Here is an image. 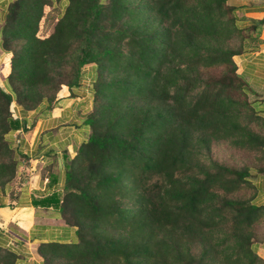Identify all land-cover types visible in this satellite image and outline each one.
I'll use <instances>...</instances> for the list:
<instances>
[{
    "label": "trees",
    "instance_id": "obj_1",
    "mask_svg": "<svg viewBox=\"0 0 264 264\" xmlns=\"http://www.w3.org/2000/svg\"><path fill=\"white\" fill-rule=\"evenodd\" d=\"M5 1L0 191L10 206L31 159L18 133L52 111L63 87L74 96L84 67H95L87 133L64 155L62 186L31 195L74 230L70 242L37 245L42 264H264V205L254 203L264 117L234 62L264 18L243 26L229 0ZM61 1L40 37L44 8ZM215 145L244 158L220 162ZM21 258L0 246V264Z\"/></svg>",
    "mask_w": 264,
    "mask_h": 264
},
{
    "label": "crops",
    "instance_id": "obj_2",
    "mask_svg": "<svg viewBox=\"0 0 264 264\" xmlns=\"http://www.w3.org/2000/svg\"><path fill=\"white\" fill-rule=\"evenodd\" d=\"M6 3L0 0V23L4 19ZM229 4L234 7L237 17L243 20V26H247L250 20L264 18V0H229ZM256 35V40L243 54L235 56L234 62L237 73L252 91V106L264 117V24ZM9 61L10 54L0 45L2 86L9 71ZM94 70L93 67L84 68L81 85L74 90V96H70L68 88L63 87L52 111L40 116L30 130L18 133L19 151L31 157L29 165L22 169L28 176V182L14 206L9 205L7 193L0 191V246L21 255L19 264H42L36 250L42 242H70L74 238V230L63 224L59 213L32 206L31 195L61 188L64 155L72 157L87 133L84 117L92 104L87 86L92 81ZM14 111L18 117H24L18 106H14ZM33 115L28 113L25 118L29 121ZM54 171L56 182L48 185L49 175ZM254 184L257 188L254 203L264 205V173ZM256 251L264 260V243L258 244Z\"/></svg>",
    "mask_w": 264,
    "mask_h": 264
},
{
    "label": "rangeland",
    "instance_id": "obj_3",
    "mask_svg": "<svg viewBox=\"0 0 264 264\" xmlns=\"http://www.w3.org/2000/svg\"><path fill=\"white\" fill-rule=\"evenodd\" d=\"M228 3H229V1H228ZM63 7H64V2L62 3V1H61L59 4L55 5L54 7H45L44 8L45 14H44V17L41 21V26H40L39 33H38V35L40 37H45L52 32L53 25L57 21L59 15H61V13L63 12ZM88 67L95 68L94 65H88V66H85L84 68L88 69ZM2 84H3V81H1V74H0V85H2ZM89 85H90V82H89ZM91 102H92V104H91V109H92V106H93L92 97H91ZM231 155H234V157H231ZM213 157L216 160H218L220 162H225L227 164L235 163V162L239 163L244 158L243 155H241L240 153L238 154L234 149H232L226 145H215L213 148ZM27 182H28V178H27ZM15 187H17V186L15 185ZM258 229L261 232L263 228L261 227Z\"/></svg>",
    "mask_w": 264,
    "mask_h": 264
}]
</instances>
